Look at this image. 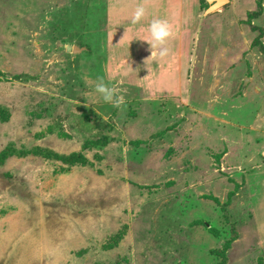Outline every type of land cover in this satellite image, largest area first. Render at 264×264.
Returning a JSON list of instances; mask_svg holds the SVG:
<instances>
[{
    "label": "rangeland",
    "instance_id": "374dc122",
    "mask_svg": "<svg viewBox=\"0 0 264 264\" xmlns=\"http://www.w3.org/2000/svg\"><path fill=\"white\" fill-rule=\"evenodd\" d=\"M0 264H264V0H0Z\"/></svg>",
    "mask_w": 264,
    "mask_h": 264
},
{
    "label": "clouds",
    "instance_id": "9594fccd",
    "mask_svg": "<svg viewBox=\"0 0 264 264\" xmlns=\"http://www.w3.org/2000/svg\"><path fill=\"white\" fill-rule=\"evenodd\" d=\"M147 8L144 3H138L126 17V26H124V34L121 39L126 35L129 42L139 40L146 42L150 49L148 58L153 60L157 58H164L169 55L170 49L167 46L170 38L174 35L172 25L166 20L161 18H153L144 29L140 26V22L147 16ZM146 31L148 37L144 38L138 35L139 32ZM95 92L99 94L104 103L112 104L119 107L124 97L118 94L117 89L106 85L102 79L95 85Z\"/></svg>",
    "mask_w": 264,
    "mask_h": 264
},
{
    "label": "water",
    "instance_id": "95a60500",
    "mask_svg": "<svg viewBox=\"0 0 264 264\" xmlns=\"http://www.w3.org/2000/svg\"><path fill=\"white\" fill-rule=\"evenodd\" d=\"M209 3V11H214L224 6L227 3V0H206ZM68 50H71L68 47Z\"/></svg>",
    "mask_w": 264,
    "mask_h": 264
},
{
    "label": "trees",
    "instance_id": "16d2710c",
    "mask_svg": "<svg viewBox=\"0 0 264 264\" xmlns=\"http://www.w3.org/2000/svg\"><path fill=\"white\" fill-rule=\"evenodd\" d=\"M74 156H75V155H72L71 157H68V158H66V159H64V160H69V161L72 160V161H73V160L76 159V157H77V156H76V157L74 158Z\"/></svg>",
    "mask_w": 264,
    "mask_h": 264
}]
</instances>
